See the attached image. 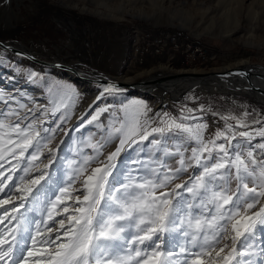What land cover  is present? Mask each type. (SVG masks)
<instances>
[{
  "label": "snow or ice",
  "instance_id": "obj_1",
  "mask_svg": "<svg viewBox=\"0 0 264 264\" xmlns=\"http://www.w3.org/2000/svg\"><path fill=\"white\" fill-rule=\"evenodd\" d=\"M3 61L0 56V64ZM36 75L30 73L29 80ZM56 90L60 99L51 102L52 116L62 108L67 113V101L75 93L69 85ZM119 92L116 84L108 83L97 100ZM0 101L33 111L3 93ZM109 108L98 107L87 124ZM19 110L0 113L5 117L0 119V264H264V120L249 122L248 111L221 114L223 129L205 139L207 123H186L201 119L194 115L196 109L184 107L179 117L167 112L151 117L144 101L129 100L119 109V126L104 138L105 143L119 140L115 150L100 160L104 143H90L94 154L70 162L67 183L57 185V194L49 183V169L58 146L49 147L53 137L42 135L55 129L43 128L46 120L35 115L30 119ZM198 111L204 112V106ZM66 118L60 116L61 121ZM256 137L262 142L253 145ZM145 141L166 156H179V167L160 175L161 164L151 170V178L130 173L126 179L117 177L125 174L121 165L127 158L122 153ZM189 148L191 155L185 158ZM45 150L47 163H40ZM25 160L27 166H22ZM93 163L98 166L91 167ZM189 167L200 171L169 190ZM36 205L41 206L39 220L29 215ZM254 256L260 259L254 261Z\"/></svg>",
  "mask_w": 264,
  "mask_h": 264
},
{
  "label": "rangeland",
  "instance_id": "obj_2",
  "mask_svg": "<svg viewBox=\"0 0 264 264\" xmlns=\"http://www.w3.org/2000/svg\"><path fill=\"white\" fill-rule=\"evenodd\" d=\"M143 31H153L154 34L163 37L161 42L163 52L152 50L154 44H149L146 54L142 51L140 52L143 56L138 54L142 60H136L137 48L142 42L146 43L138 35ZM158 32L161 33L157 34ZM0 38L20 44L34 57L45 62L72 65L79 55L87 70L100 71L102 76L122 82H142L144 79H153L162 72L172 74V69L180 71L196 68V73L193 74L197 75L205 71L212 72L237 60H248V65H260L264 68V0H0ZM172 44L180 48L186 45L193 46L191 48L193 51L188 49L187 52L182 49L184 55L188 56L192 52L199 59L185 61L181 56L180 61L176 57L171 59L165 49L166 45L172 47ZM0 56L4 58L3 64H0V93H3L6 99L9 96L15 97L16 101L33 110L30 113L25 112L19 110L15 102L5 104L4 101H0V113L7 112L9 108L17 109L30 119L35 115L38 120H46L43 128L55 129V132L50 131L46 134L42 132V135L53 137L49 147L58 146L55 162L49 169L52 174L49 183L53 185V190L57 191V194V185L64 186L67 183L71 173L70 162H79L85 156L94 154L90 143H104L100 160H104L115 150L119 140L114 137L105 143L104 138L108 136L112 127L119 126V120L123 116L119 109L122 103L129 100L144 101L150 109L151 117L165 112L179 117L184 107L196 109L194 115L201 119L186 123H207L205 139L211 138L217 130L223 129L224 121L220 119L221 114L239 115L248 111L251 114L248 117L249 122L253 119L264 120V102L257 103L255 97L253 99L247 94L234 96L230 93H216L194 99L192 94L186 93L184 97L172 100L152 94H130L127 90L121 89L119 93L105 94L103 99L93 101L99 93L96 83L82 85L86 88L84 91L83 88L79 89L68 73L69 77L60 69L42 67L23 55L12 54L1 47ZM165 64H169L171 70L165 68L166 66L159 67ZM32 72L37 74L34 81L28 78ZM169 77L164 79L167 80ZM58 85H69L75 89V93L72 99L67 101V113L62 108L52 116L50 110L54 104L51 102L60 99L56 90ZM88 101L94 103H91L88 111L81 116L84 120L79 117L72 122L83 107L88 105ZM201 105L205 108L204 112L198 111ZM104 106H110L109 112L101 114L98 121L87 124L86 121L95 110ZM45 110H48L46 116L42 115ZM114 112L117 115L113 116ZM213 112L217 115H213ZM61 115H66L67 118L61 121ZM4 118L0 116V119ZM260 126L252 125L253 128ZM243 130L250 129H238ZM151 139L150 137L149 141ZM240 139L237 137V140ZM149 141L133 145L122 153V156L127 158V163L121 165L125 169V174L120 177L117 173V177L126 179L130 173L137 177L151 178V170L160 168L161 164L164 167L160 170V175L168 169L179 167V156H166ZM260 142H262L260 137L252 141L253 145ZM173 144L174 142L169 140L168 147L174 151ZM184 155L185 158L191 155L190 148ZM48 156L45 150L40 163H47ZM22 166H27L26 160L22 161ZM96 166H98L96 163L91 165ZM145 166L148 167L147 172ZM8 167L6 164L5 168ZM199 171L198 168L189 167L187 172L179 174L168 189L173 188L175 183L194 178V174H198ZM21 174L23 173H18L17 176ZM32 175L38 173L33 172ZM76 187H79V182ZM230 187L235 189V181H232ZM178 191L191 200L188 193ZM49 195L51 196V193ZM40 207L36 205L35 211L29 215L39 220L42 215ZM255 243L256 250L259 251V237ZM251 259L255 261L260 257L254 256Z\"/></svg>",
  "mask_w": 264,
  "mask_h": 264
},
{
  "label": "bare ground",
  "instance_id": "obj_3",
  "mask_svg": "<svg viewBox=\"0 0 264 264\" xmlns=\"http://www.w3.org/2000/svg\"><path fill=\"white\" fill-rule=\"evenodd\" d=\"M6 43H8L10 46H12L13 49L19 50L25 54H29L32 58H34L40 62L54 63V65L57 63V62L41 61L40 59H38V58L34 57L32 54H30V51H26V49L23 46H20V44L12 43L11 41H6ZM140 51L144 52L145 54L148 52V50H146V49H140L136 53V56H135L136 60L137 59L142 60V58L138 57V54L143 56ZM159 52H163V48ZM23 56H25L26 58L33 61L30 58V56L29 57H27L26 55H23ZM81 58L78 55L76 57V59L74 60L75 63L72 65L71 64L64 65L63 63H57V64H62L64 66H66L67 68L74 69L73 72L70 70L69 71H64L61 69L60 70L64 71L66 74L68 73L73 78L72 80H74L76 82L78 81V83L81 85V89L83 88L82 90H84V91L86 88H84L83 86L86 85L87 83H89L84 78L85 76H88L89 78H91L93 80L95 78H98V77L108 79L107 77L102 76V74L99 73L100 71L97 72V71L87 70L85 65L83 64V61ZM34 63L38 64L37 62H34ZM159 63H162V62H159ZM162 66L163 67L166 66L165 68H168L171 70V66L169 64L160 65L159 67H162ZM241 68L244 69V72L246 71V73L248 75L247 78H250L251 80L253 79L254 81L246 82V79L244 77V73L239 72V70ZM55 69H57V68H55ZM196 70H197L196 68H193L191 70L190 69H186V70L182 69L180 71H175L172 69V74H169V72H164V73L162 72L158 76L155 75L156 77H154L153 79L152 78H148V79H144V80L142 79L143 81L140 82V83H145V81L150 80V82H156V84H153L152 86L147 85L142 90H134V91L137 94L138 93H142L143 95L152 94L153 96L160 97L162 99L166 98V99H172V100L178 99V98L180 99L181 97H184L186 93L192 94L194 99H200L203 96L207 97L210 95H214L216 93H226V94L230 93V94H233L234 96H236L238 94H247L253 99L255 97L257 103L264 102V68H262L260 65L251 66V65H248V60H237L234 63L224 65L221 68L213 70L212 72L217 73V74L208 76L207 78H196V75L193 74V73H196L195 72ZM84 71H87L88 73H91V74L85 73ZM227 71H230V72L232 71L231 73L235 74L236 76H239V78H232V77L219 78V73H225ZM178 74H183V76H176ZM167 76H170V77H169V79L165 80L164 78ZM127 80L128 79H126V81ZM255 80L258 83H256ZM114 81H117V80H114ZM118 82H122V81H118ZM122 83H137V82H122ZM148 83L149 82H147V84ZM122 90H128V88H123ZM88 102H90V101H88ZM88 102H87V104L91 105L92 101L90 103H88ZM88 105H86V107Z\"/></svg>",
  "mask_w": 264,
  "mask_h": 264
},
{
  "label": "water",
  "instance_id": "obj_4",
  "mask_svg": "<svg viewBox=\"0 0 264 264\" xmlns=\"http://www.w3.org/2000/svg\"><path fill=\"white\" fill-rule=\"evenodd\" d=\"M0 47L1 48H3V49H5V50H7L8 52H10V53H12V54H16V55H26L27 57H29L30 55L29 54H25V53H23V52H21V51H19V50H15V49H13V47L12 46H10L8 43H6V41L5 40H3V39H1L0 38ZM30 58L34 61V62H37L38 63V65H42V67H51V68H57V69H61V70H64V71H74V69H72V68H67L66 66H64V65H62V64H55L54 65V63H43V62H40V61H38V60H36V59H34V58H32L31 56H30ZM239 72H243L244 73V77H245V79H246V82H252V80L250 79V78H247L248 77V75H247V73H246V71L244 72V69H240L239 70ZM63 74H66V73H64L63 72ZM216 75L217 73H213V72H202V73H199V74H197L196 76H211V75ZM67 75V74H66ZM65 75V76H66ZM68 76V75H67ZM175 76V75H174ZM176 76H183V74H178V75H176ZM69 77V76H68ZM84 77V76H83ZM228 77H232V78H239V76H236L235 74H233V73H231L230 71H227V72H225V73H219V78H228ZM88 82H91L92 84H97L98 85V88H99V93H97L96 95H100V93L103 91V87L104 86H106L108 83H113V84H116L120 89H123V88H128V92L130 93V94H137L134 90H142V89H144V87H146L147 85H149V86H152L153 84H156V82H150V80L149 81H145V83H140V82H138V83H122V82H118V81H114V80H111V79H106V78H95L94 80L93 79H91V78H89L88 76H85L84 77ZM74 81V80H73ZM147 82H149L148 84H147ZM74 83L76 84V85H78L80 88H81V85L78 83V81L76 82V81H74ZM98 96H96L95 97V99L93 100V101H95L96 99H97V97ZM94 103V102H93ZM92 103V104H93ZM91 106L90 105H88L87 107H83V109L81 110V112L79 113V115H77L75 118H74V120L72 121V122H74V121H76L79 117H81L86 111H88V109L90 108Z\"/></svg>",
  "mask_w": 264,
  "mask_h": 264
},
{
  "label": "built area",
  "instance_id": "obj_5",
  "mask_svg": "<svg viewBox=\"0 0 264 264\" xmlns=\"http://www.w3.org/2000/svg\"><path fill=\"white\" fill-rule=\"evenodd\" d=\"M152 32V33H151ZM151 32H147V31H143L141 33H138V35L141 37V40L142 41H146V43L142 42L140 47L137 48V52L139 51V49L143 48V49H148V46L149 44H154V47L152 50L156 51V52H159L161 49H162V46H161V42L163 41V37L161 35H156V33L154 34L153 31ZM161 32H158L157 34H159ZM137 35V36H138ZM169 35V34H168ZM170 39H172L171 37H169ZM148 39H151V40H148ZM186 41V40H185ZM169 45V44H168ZM167 46V49H165V51H168V53L170 54V58L171 59H174L173 57H176L177 60L180 61V56L181 57H184L183 60L185 61H190V60H198V56L197 55H194L192 52H190V54L188 56H185L184 55V51H187L188 49H191L193 48V46H190V45H186L184 48H180L179 46L175 45V44H172V47H168ZM164 46V47H166ZM184 51H183V50ZM193 51V49H191ZM188 52V51H187ZM174 53V54H173ZM191 57H196V59L194 58H191ZM170 59V60H171ZM182 62V61H181Z\"/></svg>",
  "mask_w": 264,
  "mask_h": 264
},
{
  "label": "crops",
  "instance_id": "obj_6",
  "mask_svg": "<svg viewBox=\"0 0 264 264\" xmlns=\"http://www.w3.org/2000/svg\"><path fill=\"white\" fill-rule=\"evenodd\" d=\"M79 87V86H78ZM79 89H80V87H79Z\"/></svg>",
  "mask_w": 264,
  "mask_h": 264
}]
</instances>
